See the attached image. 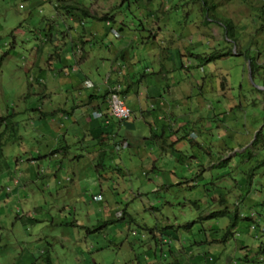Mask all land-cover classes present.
<instances>
[{"label": "rangeland", "instance_id": "1", "mask_svg": "<svg viewBox=\"0 0 264 264\" xmlns=\"http://www.w3.org/2000/svg\"><path fill=\"white\" fill-rule=\"evenodd\" d=\"M61 1L0 0V264H255L261 239L254 230L238 220L224 234L231 213L245 220L264 214V163L251 181L247 177L264 158V70L253 77L246 58L264 63V0H207L216 4V18H207L203 0H81L98 16L111 13L115 29L121 21L126 25L121 38L108 30L103 45L139 37L127 44L139 57V75L148 72L146 64L156 71L162 64L170 79H185L183 92L170 88V108L159 110L160 120L133 116L131 128L123 121L128 145H121L124 135L111 137L103 165L89 141L81 140L83 122L79 139L72 134L74 119L85 118L81 108L67 119L41 113L50 104L69 107L92 91L80 79L103 83L110 68L96 59L94 72L84 64L78 83H62L61 77L74 74L61 72L65 62L67 70L76 65L74 40L106 33L95 19V28L82 32L83 16L56 9ZM226 19L233 39L224 37L219 23ZM71 30L65 42L62 34ZM94 41L97 52L105 50L100 39ZM215 51L231 54L200 65L201 56ZM139 75L136 81L144 80ZM109 76L116 78L114 72ZM136 96L128 92L126 103L132 106ZM172 109L176 116H166ZM150 128L154 134L164 128L166 138L150 139ZM247 148L251 155L241 156ZM239 194L244 202L234 205ZM257 260L264 264V258Z\"/></svg>", "mask_w": 264, "mask_h": 264}, {"label": "crops", "instance_id": "2", "mask_svg": "<svg viewBox=\"0 0 264 264\" xmlns=\"http://www.w3.org/2000/svg\"><path fill=\"white\" fill-rule=\"evenodd\" d=\"M91 20V25L88 27L84 26V29H82L81 31L84 32L85 30H87L86 28H90V30H92L93 28H95L96 24L93 22V19ZM85 24V23H84ZM100 26L105 29L104 32V37H95L90 33H85L84 35H80L78 36V40L74 41L75 45L80 44V41H83V44L79 45L81 48H83V50L81 48H79V46H77L76 51H73V60L75 61L76 65H73L70 67V69H65L64 65L67 66L68 62H65L63 65V68L61 70V72L64 75H68L70 72H74V74H70L68 76H63L61 77V81L64 84H67L70 86H73L74 84L79 82L80 79V71H81V67L86 64V68L88 71H95L96 70V63L98 61L101 62V64L106 65V63H110V68H109V72H114L116 74V78H114L113 80L110 79L109 76V72L106 74L105 79L103 80V83L100 84H95L93 83V81H91V79L89 78H84V79H80V84L84 85L85 88H91L92 91L88 92L87 94L81 95L79 100H76L75 102H73L69 107L67 106V104L65 103L63 106H58V105H53L50 104V109L44 111L43 108L41 109V113H43V116H50L53 117V115H55V113H58V115H62L65 116V119H67L68 117H72L74 112H76V110H78L79 108H81L82 113H84L85 118L83 120H76L74 119V122L76 123V127L77 130L75 132H73L72 134H75L74 138L75 139H79V127L81 125V123L83 122L84 127H82V129H84L85 132V136L82 137V141H89V146L91 147L90 152L92 151V149L94 148L95 151H92L91 154L93 155V158H95V156H98L99 159V164L103 165V161L105 159L106 156H102L101 155V151H98L100 145L102 144V148H104L105 150H110L111 146H113L112 144V139L111 137H119L124 135V139L125 141H123L121 143V145L125 146L128 145V141L126 137H129V132L126 130L121 131V124H123L124 122H118V120L116 119V122H112L110 119H112L111 115H109L108 113V103H107V97L103 98L100 97L105 91H109L111 89V87H113L114 85H119L120 87V92L122 93V95L124 97L127 96L128 92H135L136 93V97L134 100V103L132 104V106L128 105L127 106L131 109V117L133 116H139L141 118H144V116H156V120H160V116L159 113L161 114V112H159V110H166L170 108V103L168 101V97H170V88L171 87H176L177 91L176 94L178 92H183L184 90V83H185V79L184 76H181L179 78V80H177L176 78H169V76L166 74L167 69L160 64L159 69L156 71L154 70L152 67L148 66L146 64L145 66V70L148 69V72L145 71L144 74L139 75L141 69H137V65H140V61H139V57H135L136 54H132L130 52V49L127 50V44L128 42L132 43L138 40V36L133 34L132 38H130L126 43L122 42L119 45H116L115 43L111 42L109 43L107 40V44L105 43L104 45L103 40L108 37V33H107V22H102V25L100 24ZM107 26V27H105ZM122 28V27H121ZM115 29V28H114ZM118 35H115L114 33L113 36L115 38H121V35L119 33V31H122L123 29H116ZM70 31V30H69ZM112 31V30H109ZM115 31V30H114ZM74 31L71 30V32H64L62 34V36H64L65 38V42H68L69 40L72 39L73 33ZM46 38V36H45ZM56 39V37L53 34H50V41H54ZM96 39H100L101 40V46L104 47V51H99L97 52L95 50V47L99 46L100 44H94ZM73 44V45H74ZM97 45V46H96ZM133 44H131L132 46ZM131 50L134 51L133 47H131ZM102 52H104V54H106L105 56H101L103 55ZM107 52V53H105ZM76 53H78L80 56L78 57L76 55ZM95 55H97L98 57L95 58ZM93 59H95L94 63H93ZM98 61H97V60ZM159 61H161L159 59ZM185 64H181L180 67H186L184 66ZM60 75V71L58 72ZM151 73L153 76L152 79L151 77H147V74ZM139 75L140 77H144V80L140 79L139 81H136V75ZM58 75V76H59ZM74 77V78H73ZM90 81L92 83L91 87H87L85 85V81ZM144 82V83H143ZM178 84V85H177ZM136 86V87H135ZM103 90V93L101 94ZM135 90V91H134ZM178 95V94H177ZM190 95V94H189ZM42 96L44 98H46V93H43ZM186 95H182L183 100L182 103L180 105L185 106L188 103V98H185ZM188 97V96H187ZM99 99H101V102H105V107H103V105H101V103L98 101ZM137 99H144L146 102L144 105L140 104L139 101H137ZM126 101V100H125ZM180 105H177L176 108L179 110ZM65 106H67L68 108H65ZM181 106V107H182ZM67 109L69 111H67ZM174 110L176 109H172L169 112H165L166 116L169 115V113L171 115H175L174 114ZM176 116V115H175ZM114 118V117H113ZM127 124V127H132L133 124L129 121H125ZM119 123V124H118ZM152 123V122H151ZM179 123V122H177ZM59 126H61L62 123H58ZM181 124V126L184 124V122L179 123V125ZM118 125V128L116 127ZM179 125L177 127H179ZM180 126L179 129H181L182 127ZM61 128L57 127V132L61 133ZM154 129L150 128V132L151 135L154 133L153 132ZM156 131V129H155ZM124 132V133H123ZM103 134V142L98 143L99 145L96 148V145L94 144V140L99 141V135ZM127 141V142H126ZM121 142V141H120ZM127 143V144H125ZM123 146H121V148H123ZM120 148V149H121ZM119 149V150H120ZM112 151V149H111ZM110 151V152H111ZM152 153L155 154L154 152V148L152 147L151 149ZM151 153V152H150ZM146 155H147V151H146ZM52 156H56V154H52ZM153 156V162L155 160H157V158H155L154 155ZM153 170H156V168H153Z\"/></svg>", "mask_w": 264, "mask_h": 264}, {"label": "trees", "instance_id": "3", "mask_svg": "<svg viewBox=\"0 0 264 264\" xmlns=\"http://www.w3.org/2000/svg\"><path fill=\"white\" fill-rule=\"evenodd\" d=\"M82 2L83 1H81V0H62L60 3L55 5V8L56 9H63L67 14H70V15H72L74 13V10H77L81 14V16H83L84 20L89 18V19H95V20H98V21H103L104 23L107 22V26H108L107 31L108 30H112V29L116 30V29H114V25H115V22H116L117 19L114 18L111 13H104L103 15L98 16V15H96L95 12L90 11V9H89V7L87 5L86 6L83 5ZM88 3H90V2H88ZM208 5L209 4H208L207 0H203V12L207 14V18H212V17L216 18L215 17V15H216L215 14V10H213L216 4L213 2L209 6ZM119 6H121V5L119 4ZM150 16H151V14H150ZM83 19H81L79 21V23L84 28V20ZM210 21H212V20H210ZM219 23L223 27L224 37L233 39V37H232L233 32H232V21H231V19H226V20H224L222 22L220 21ZM119 24H120V26H119ZM119 24L116 25L118 29L120 27H122L121 29H124L125 26H126L122 21ZM107 26H105V27H107ZM142 26H143V23H142ZM261 28L264 29V25ZM80 44L82 45L83 41H80ZM80 44H78V45L74 44L72 46L73 51H76L77 46H79ZM81 47L79 46V48H81ZM189 54H191V52H189ZM229 54H231V52L219 53V52L215 51V52L209 53L207 56H201L199 62H200V65H201V64H203L202 63L203 61L214 60L216 58H219L221 56H227ZM76 55L78 57L80 56L78 53H76ZM246 58L249 60V68H250V72L252 73L253 77L256 74H258L261 70H264V63H263V65L257 64L256 61H255V58L253 56H248L247 55ZM181 64L183 65L182 62H181ZM262 79H263V81L261 82L262 83L261 85L264 86V73H263V78ZM259 91L262 92L263 95H264V90L260 89ZM108 93H109V91H105L100 97L105 98V97H107ZM263 108H264V106H263ZM2 119L3 118H0V120H2ZM118 122L120 123V122H123V121L118 120ZM174 131H173L172 128L169 129V133L170 132L174 133ZM256 135H257V139L253 142V145H255V146L260 144L259 143L260 132H258ZM154 137H158V138L159 137H164V138H166L165 129L163 128L162 132L160 134H154L153 133L149 138L151 139V138H154ZM167 137H169V134L167 135ZM100 142H103V134L99 135V143ZM172 143L170 144V146L174 145V144L172 145ZM0 144H3V143H0ZM102 146L103 145L101 144L99 149H98V151H101V155L102 156H106L107 152H106V150L104 148H102ZM246 153L248 154V156H250L251 155V149L247 148V149H245L243 152H241L239 154L242 156V155H244ZM262 163H264V158L261 159L260 161H258L255 165L250 167L249 171L251 172V174L248 173V175H247L249 181H251L250 178H251V175L253 174V171L255 170V168L258 167ZM153 168H157V167L152 166L149 171H152V172L155 171V170H153ZM249 185H250V183H249ZM237 198L238 199L235 201L234 205H236L237 203H243L244 202L243 194H239V196ZM220 214L229 215L230 213L226 212V210H221ZM244 218H246V220L245 219H241V217L238 216V213L236 211L234 212V214L231 213L229 215V223H228L227 228L225 230L224 236L232 233V230L235 228L238 220H240V223L242 224V226H246V229L250 228V229L254 230L255 236H257V237H259L261 239L260 244L258 245L257 250L255 251L256 253H254V257H253V260H254L253 262H256L255 264H257V263L260 262V261L257 260V259H259V257L260 258H264V242H262V240L264 239L263 238L264 237L263 236L264 235V214H262V213L261 214L260 213L252 214L251 213L250 216H245L244 215ZM259 219H263V224H262L261 227H259V226L257 227L256 226V221H258ZM246 260L248 261L247 258H246Z\"/></svg>", "mask_w": 264, "mask_h": 264}, {"label": "built area", "instance_id": "4", "mask_svg": "<svg viewBox=\"0 0 264 264\" xmlns=\"http://www.w3.org/2000/svg\"><path fill=\"white\" fill-rule=\"evenodd\" d=\"M87 87H91L90 81L84 82ZM108 113L112 117L125 121L128 120L132 114L131 109L127 106L124 96L120 92L119 85H114L109 90L107 95Z\"/></svg>", "mask_w": 264, "mask_h": 264}, {"label": "water", "instance_id": "5", "mask_svg": "<svg viewBox=\"0 0 264 264\" xmlns=\"http://www.w3.org/2000/svg\"><path fill=\"white\" fill-rule=\"evenodd\" d=\"M249 77H250V74H249ZM259 88L264 90V86H261V87H259Z\"/></svg>", "mask_w": 264, "mask_h": 264}, {"label": "clouds", "instance_id": "6", "mask_svg": "<svg viewBox=\"0 0 264 264\" xmlns=\"http://www.w3.org/2000/svg\"><path fill=\"white\" fill-rule=\"evenodd\" d=\"M122 94V93H121ZM130 119V118H129Z\"/></svg>", "mask_w": 264, "mask_h": 264}]
</instances>
